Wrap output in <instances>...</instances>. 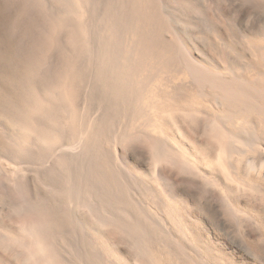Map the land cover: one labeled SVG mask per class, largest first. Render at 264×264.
<instances>
[{
    "label": "bare ground",
    "instance_id": "obj_1",
    "mask_svg": "<svg viewBox=\"0 0 264 264\" xmlns=\"http://www.w3.org/2000/svg\"><path fill=\"white\" fill-rule=\"evenodd\" d=\"M259 8L0 0V264L264 253Z\"/></svg>",
    "mask_w": 264,
    "mask_h": 264
},
{
    "label": "rangeland",
    "instance_id": "obj_2",
    "mask_svg": "<svg viewBox=\"0 0 264 264\" xmlns=\"http://www.w3.org/2000/svg\"><path fill=\"white\" fill-rule=\"evenodd\" d=\"M174 6V3L173 2H170V6H171V9H173V6ZM259 10V12H260V10H263V12H260L261 14H260V16H259V18H260V21H261V18L262 19H264V9H261V8H259L258 9ZM261 15H263V16H261ZM2 198L3 197H0V201L2 200ZM7 198H9V199H15V197H7ZM143 198H146V197H143ZM0 204H1V202H0ZM161 210V213H162V209H160ZM85 221L87 222V224H89V225H93L94 224V217L92 216V213H87L86 215H85ZM209 230L211 231L210 233H211V235L212 236H214V240H217V238L218 239H220L219 237L221 236L220 235V233H219V231H217L216 229H214L212 226H209ZM110 231V230H109ZM111 234H113L112 232H111ZM87 236H89L88 234H87ZM219 236V237H218ZM216 238V239H215ZM249 240V239H248ZM250 242V243H249ZM255 242H253L252 241V239H250L249 241H248V244H249V246L250 245H252V246H250V249H251V254H248V253H246V252H244V251H242L241 250V252H240V250H235V253H233L232 251H231V249L230 248H228L227 249V251H230V252H232L231 254L235 257V260L237 261V260H239V262L238 263H240V264H242L243 262H244V264H259L260 262H263L264 261V253H262L261 251H259V248H258V246H257V243H256V245L254 244ZM257 248H256V247ZM252 247H254L253 249H252ZM230 249V250H229ZM238 251V252H237ZM237 252V253H236ZM245 253V254H244ZM234 254H236V255H234ZM253 254H255L257 257H258V255L259 256H261V257H263L262 258V260H260V259H258L257 257H254V255ZM254 260V261H253ZM247 261V262H246ZM257 261H260V262H257ZM125 262H129V264H132L131 263V259H129V261H126L125 260ZM135 264V263H134Z\"/></svg>",
    "mask_w": 264,
    "mask_h": 264
}]
</instances>
